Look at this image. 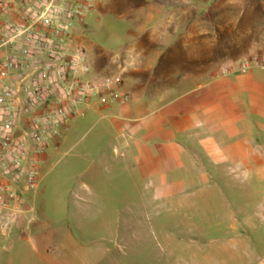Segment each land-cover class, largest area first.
Listing matches in <instances>:
<instances>
[{"label":"rangeland","instance_id":"1","mask_svg":"<svg viewBox=\"0 0 264 264\" xmlns=\"http://www.w3.org/2000/svg\"><path fill=\"white\" fill-rule=\"evenodd\" d=\"M82 30L94 74L158 90L264 54V0H97ZM111 121L89 111L49 148L29 223L43 227L46 242L14 227L0 236V264H154L163 243L153 216L139 217L135 188L99 163ZM251 238L262 257L264 232Z\"/></svg>","mask_w":264,"mask_h":264},{"label":"crops","instance_id":"2","mask_svg":"<svg viewBox=\"0 0 264 264\" xmlns=\"http://www.w3.org/2000/svg\"><path fill=\"white\" fill-rule=\"evenodd\" d=\"M123 89L125 105L85 113L112 117L99 163L135 188L139 217L153 216L163 243L154 264H264L251 238L264 232V70ZM27 219L15 227L45 243Z\"/></svg>","mask_w":264,"mask_h":264},{"label":"built area","instance_id":"3","mask_svg":"<svg viewBox=\"0 0 264 264\" xmlns=\"http://www.w3.org/2000/svg\"><path fill=\"white\" fill-rule=\"evenodd\" d=\"M97 0H0V236L31 204L47 151L93 104L125 105L119 79L92 72L75 35ZM264 70V54L244 57L222 76Z\"/></svg>","mask_w":264,"mask_h":264}]
</instances>
